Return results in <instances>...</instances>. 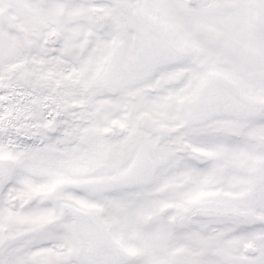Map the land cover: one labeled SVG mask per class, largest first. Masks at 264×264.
I'll list each match as a JSON object with an SVG mask.
<instances>
[{
	"label": "snow or ice",
	"instance_id": "6c2138e0",
	"mask_svg": "<svg viewBox=\"0 0 264 264\" xmlns=\"http://www.w3.org/2000/svg\"><path fill=\"white\" fill-rule=\"evenodd\" d=\"M0 264H264V0H0Z\"/></svg>",
	"mask_w": 264,
	"mask_h": 264
}]
</instances>
